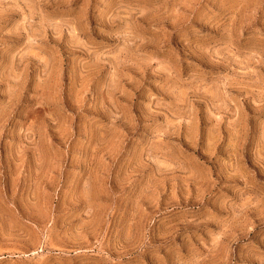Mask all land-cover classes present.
<instances>
[{"label":"rangeland","instance_id":"rangeland-1","mask_svg":"<svg viewBox=\"0 0 264 264\" xmlns=\"http://www.w3.org/2000/svg\"><path fill=\"white\" fill-rule=\"evenodd\" d=\"M0 264H264V0H0Z\"/></svg>","mask_w":264,"mask_h":264}]
</instances>
